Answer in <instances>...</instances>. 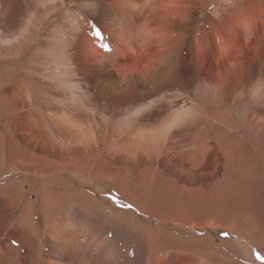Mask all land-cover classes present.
Masks as SVG:
<instances>
[{
	"label": "bare ground",
	"instance_id": "6f19581e",
	"mask_svg": "<svg viewBox=\"0 0 264 264\" xmlns=\"http://www.w3.org/2000/svg\"><path fill=\"white\" fill-rule=\"evenodd\" d=\"M5 96L0 115L29 130L24 141L2 132L1 168L96 177L129 199L127 185L144 173L125 168L166 163L191 173L216 150L228 168L210 191L222 204L213 216L242 237L257 231L231 221L256 222V213L244 203V161L223 142L240 141V151L249 130L264 129V0H0L2 103ZM56 151L65 163L42 160ZM97 156L106 160L91 163ZM205 212L199 204L182 221L205 228L198 223ZM59 216L50 223L57 243L68 225Z\"/></svg>",
	"mask_w": 264,
	"mask_h": 264
},
{
	"label": "rangeland",
	"instance_id": "374dc122",
	"mask_svg": "<svg viewBox=\"0 0 264 264\" xmlns=\"http://www.w3.org/2000/svg\"><path fill=\"white\" fill-rule=\"evenodd\" d=\"M1 101L0 97L3 112L6 102ZM5 120L0 115V139L6 129L19 141L26 140L29 127L25 121L16 118L8 124ZM249 133L252 139L244 136L240 151V141L233 139L223 142V149L244 161L245 173H249L245 175L249 187L244 186V203L249 202L256 213V222L248 217L246 222L230 220L242 231L257 228L254 234L246 231L242 237L231 233L224 228L225 219L213 216V208L222 211V204L210 191L224 183L228 168L216 150L191 173L180 174L166 163L138 170L125 168L131 175L144 173L141 181L127 185L129 199L96 177L82 179L59 171L26 176L0 167V264H47L49 259L66 264H264L256 258L257 254L264 256V216L257 214L259 209L264 212V129L256 127ZM42 160L47 164L65 163L59 152L47 154ZM104 160L97 156L91 163ZM118 162L120 165L115 163L114 167L122 169ZM248 190L250 196L245 197ZM126 204L133 208L121 207ZM199 204L208 211L198 219L205 228L191 230L182 220L190 218V211ZM58 216L68 223L58 237L59 243L50 232V223ZM59 244L65 248L60 249Z\"/></svg>",
	"mask_w": 264,
	"mask_h": 264
},
{
	"label": "snow or ice",
	"instance_id": "6c2138e0",
	"mask_svg": "<svg viewBox=\"0 0 264 264\" xmlns=\"http://www.w3.org/2000/svg\"><path fill=\"white\" fill-rule=\"evenodd\" d=\"M91 34L93 37L96 38L97 41H99V47L102 48L105 52H109L110 51V47L108 43H105V37L103 35L102 30L99 27L93 26L92 30H91ZM121 207L124 208H128V209H132L133 206L131 204H126V205H121ZM13 243H15V241H13ZM258 260H264V256H261L259 254H257L256 257Z\"/></svg>",
	"mask_w": 264,
	"mask_h": 264
}]
</instances>
